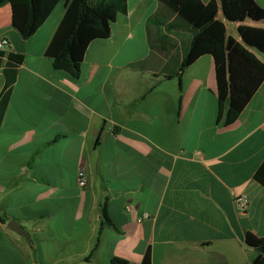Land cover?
I'll use <instances>...</instances> for the list:
<instances>
[{
    "label": "crops",
    "instance_id": "0c3cea01",
    "mask_svg": "<svg viewBox=\"0 0 264 264\" xmlns=\"http://www.w3.org/2000/svg\"><path fill=\"white\" fill-rule=\"evenodd\" d=\"M64 13L57 4L23 39L0 7V98L7 56L20 57L0 123V264H140L148 249L151 264H251L245 234L264 239V81L227 124L210 55L176 77L196 29L160 0H126L109 37L75 56V80L46 55ZM102 207L112 226L100 229Z\"/></svg>",
    "mask_w": 264,
    "mask_h": 264
},
{
    "label": "trees",
    "instance_id": "16d2710c",
    "mask_svg": "<svg viewBox=\"0 0 264 264\" xmlns=\"http://www.w3.org/2000/svg\"><path fill=\"white\" fill-rule=\"evenodd\" d=\"M196 29L189 49L182 59L176 77L180 81L184 70L202 55H210L215 64L218 91V114L226 113V123L237 119L249 99L264 81V63L248 48L264 55V27L245 25L264 23V8L254 0H210L203 4L200 0H160ZM63 3L64 16L51 40L46 55L56 72L68 74L77 80L81 67L75 57L81 56L88 43L96 39H106L110 35L111 24L117 15L126 12V0H0V7L8 4L11 9V25L23 39L31 37L51 14L54 7ZM229 23L238 24L237 33L241 42L227 34L218 12ZM3 54L0 51V57ZM3 69L4 87L0 98V123L9 101L10 89L15 82L16 65L20 57L9 54ZM264 187V163L254 176ZM103 221L100 229L112 226L101 209ZM2 222L5 220L0 218ZM244 243L257 255L251 264H264V239L246 233ZM112 264H126L113 259ZM140 264H151L148 249Z\"/></svg>",
    "mask_w": 264,
    "mask_h": 264
},
{
    "label": "built area",
    "instance_id": "2783aa9c",
    "mask_svg": "<svg viewBox=\"0 0 264 264\" xmlns=\"http://www.w3.org/2000/svg\"><path fill=\"white\" fill-rule=\"evenodd\" d=\"M7 45V41L6 40H0V51L3 50L4 46ZM87 175L85 174V172L79 168L77 170V178H76V183H77V187L80 190H84L87 187ZM236 204L238 206V208L240 210H243L245 208V204H246V200L245 198L239 197L236 201ZM147 216H143V218L145 219Z\"/></svg>",
    "mask_w": 264,
    "mask_h": 264
},
{
    "label": "water",
    "instance_id": "95a60500",
    "mask_svg": "<svg viewBox=\"0 0 264 264\" xmlns=\"http://www.w3.org/2000/svg\"><path fill=\"white\" fill-rule=\"evenodd\" d=\"M7 227L13 231L14 233H16L18 236L24 238L27 242L30 241V234L29 232H27L21 225H19L18 223L14 222V221H10L7 224ZM260 250L262 252H264V246H262L260 248Z\"/></svg>",
    "mask_w": 264,
    "mask_h": 264
}]
</instances>
